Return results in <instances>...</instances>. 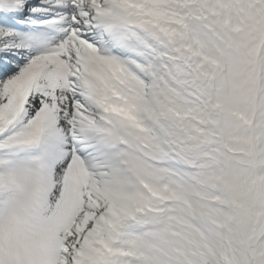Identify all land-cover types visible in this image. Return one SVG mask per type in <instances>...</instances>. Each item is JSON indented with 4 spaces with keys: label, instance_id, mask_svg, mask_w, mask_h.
I'll use <instances>...</instances> for the list:
<instances>
[{
    "label": "snow or ice",
    "instance_id": "obj_1",
    "mask_svg": "<svg viewBox=\"0 0 264 264\" xmlns=\"http://www.w3.org/2000/svg\"><path fill=\"white\" fill-rule=\"evenodd\" d=\"M0 264H264V0H0Z\"/></svg>",
    "mask_w": 264,
    "mask_h": 264
}]
</instances>
